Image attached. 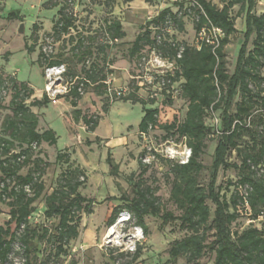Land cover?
Returning a JSON list of instances; mask_svg holds the SVG:
<instances>
[{"label": "trees", "instance_id": "obj_1", "mask_svg": "<svg viewBox=\"0 0 264 264\" xmlns=\"http://www.w3.org/2000/svg\"><path fill=\"white\" fill-rule=\"evenodd\" d=\"M124 2L130 0H123ZM150 2V0H147ZM222 6L218 7L210 0H172L171 4L178 7L173 12L170 6L160 9L154 16L139 26L134 39L128 48L130 57L149 53L151 49L160 52L162 56L173 60L175 69L167 75L166 89L169 90L180 81L183 96L188 100L184 118L181 121L172 120L168 123L158 124V109L150 101L140 98L139 80H135L134 90L125 95H120V100L131 103H140L143 115L138 124L140 134L149 129L159 127L164 130L165 136L177 135L184 139L190 155L183 163L166 161L168 175L170 176L169 199L175 205L179 214L170 210L161 209L158 197L150 186L142 185V177L147 172L148 165L142 162V151L138 160V179L132 172L127 176V182L133 191V197L117 198L121 203L115 205L106 220V225L115 223L121 213H128L129 220L134 219V225L143 233H147L145 224L146 216L157 217L162 224L179 221L180 228L187 233L175 239L168 248L167 258L159 264H174L180 257L184 259L181 264H200L199 260L205 253L212 252V264H264V139L262 134L252 129L251 108L256 103L261 105L258 111L264 113V78L260 70L264 68V11L254 12L255 0H221ZM184 3H190V8L195 9L196 19L193 25L198 34L202 28L210 30L218 28L221 36L215 43L207 41L204 37L198 45L188 46L176 42L168 36L166 29L169 27L177 30L183 29V22L178 15ZM239 5V11H244L245 30L244 40L239 48L234 69L228 73L225 67L223 48L229 42L230 36L237 30L234 17L230 9ZM49 7H57L56 18L51 31L57 39L68 35V41L75 43L70 47L74 56L76 50L83 43V38L76 31V18L72 14L69 3L54 2ZM188 7V6H187ZM187 9V8H185ZM186 12H182L184 15ZM8 19L22 21L18 10L7 13ZM110 40L115 41L125 36L118 18L106 19L104 23ZM37 30L33 24L31 34ZM75 30V34L70 31ZM252 47L248 49L247 43L251 36ZM26 49L34 50V44L25 45ZM102 50V48H100ZM8 55V53H6ZM5 54V55H6ZM179 54V56H178ZM39 60L44 55L39 52ZM63 63L62 60H51L47 65ZM68 75V70L66 71ZM77 84L59 98L66 97L74 108L73 119L82 121L92 131L97 121L91 117L81 115L77 109V102L82 95L77 91L80 82L84 91L97 80L104 81L106 75L101 74L100 65L93 61L87 67L81 69V74L76 75ZM75 77V76H74ZM254 84V88L250 85ZM143 89V87H142ZM10 92L8 110L10 111L0 123V197L9 198V218L0 225V264H45L44 258H38L37 249L33 243L46 238L53 240L50 254L56 258L66 254L69 241L78 236L80 212L90 213L94 201L85 197L78 191L83 184L79 180L80 170L75 167H67L61 172L59 184L49 194L44 196L45 208L43 214L46 218H57L56 232L50 235L43 228L39 235L36 228L28 222V217L33 211L32 203L39 198L43 190V184L38 182L35 173L28 172L25 175L18 174L22 163L29 158L34 148L55 145L56 132L51 129L38 128V113L33 107L45 106L50 100L46 93L40 98L34 97V90L26 81H19L14 75L0 72V110L3 108L4 95ZM165 90L163 93H168ZM168 95V94H167ZM239 95V101L235 102V96ZM117 97V98H119ZM151 105L152 107H147ZM232 104L235 110L232 111ZM220 110V127L218 129L213 158L210 164V172L207 184L201 185L199 175L204 168L200 157L206 147L205 139L210 131L205 123L206 111ZM107 111V106H104ZM248 134L250 143L239 148V141ZM236 150L240 156V163L229 162L227 156L230 151ZM38 157V156H37ZM56 160H65L69 164V152L66 149L57 150ZM37 158L35 170H39ZM110 165L109 174H118V165L110 156H107ZM234 168L238 171V184L244 186L246 192L241 193L235 187L229 199L219 192L217 184L220 169ZM231 183V182H229ZM31 190V193L28 191ZM208 201L213 205L211 211ZM241 215H245L247 223L252 225L243 228L240 232L231 229ZM14 224L11 227V224ZM208 229H212V239L208 240ZM18 243L22 254V262L15 263L10 260L14 245ZM141 247L136 243L133 252L122 251L113 255L110 251L112 264H134L140 255ZM129 255L130 259L119 262V258Z\"/></svg>", "mask_w": 264, "mask_h": 264}, {"label": "rangeland", "instance_id": "obj_2", "mask_svg": "<svg viewBox=\"0 0 264 264\" xmlns=\"http://www.w3.org/2000/svg\"><path fill=\"white\" fill-rule=\"evenodd\" d=\"M171 1L150 0L148 3L146 0H133L130 8L127 9L123 0H0V72L2 71L5 75H14L19 81H26L33 88L36 97L43 94L46 83L43 72L51 60H62L65 64L68 75L63 77V81L81 74V69L93 61L100 65L101 74L106 75L104 81L97 80L90 84L82 95L81 115L97 121L92 131L88 130L82 119H72L71 107L62 100L56 103L60 98L55 102L50 100L45 106L36 109L39 124L55 130L58 139L55 146L47 148L44 144L42 147L34 148L17 172L25 175L33 171L38 176V182L43 184L41 195L32 203L33 211L28 217L29 224L37 229L39 235L42 234L43 228L47 229L48 234H55L58 221L57 218H46L43 214L44 196L58 186L60 174L67 167L77 166L80 170L79 180L83 181L78 191L94 201L90 213L80 212L79 234L69 241L65 255L55 258L51 253L47 259L46 255L50 249H53V240L47 241L46 238L40 241L33 240L38 258H44L45 264H112L109 257L110 251L114 250L113 255L122 252L123 249L119 248L124 247L123 240L128 234H136L135 240L137 239L136 242L141 247L140 255L134 264H159L166 260L170 244L187 233L180 228L177 220L162 224L159 218L146 216L144 219L147 226L146 234L137 232L134 219L131 218L121 223H117L116 219L112 224L115 226L112 228L117 238L106 237L110 227L106 225V220L113 207L121 203L117 198L122 196L130 199L134 195L127 182V176L133 172L134 180L138 179V160L142 151L145 152L142 159L149 157V161L142 160L148 165L147 172L142 177V185L153 189L161 209L179 214L169 199L171 179L168 175L166 161L180 162L184 159L187 149L184 139L178 138L177 135L164 137L166 134L159 127L140 134L138 124L143 115L141 104L122 101L119 96H109L106 90L107 86L110 88L128 87L130 92L134 90L135 77L141 71L139 64L142 60L140 55L129 56L130 43L138 32L139 26L154 16V11L160 10L156 6L168 4L167 6H170L173 12L178 10V7L172 5ZM210 1L218 7L222 6L221 0ZM54 2L69 3V8L76 18V31L79 32L77 34L83 38V43L76 50L77 56H74L70 50L75 40L72 44L68 41V35L57 39L52 34L51 27L57 17V7L49 6ZM11 10H18L22 21L8 19L6 15ZM184 11L186 13L183 15ZM262 11H264V0H255L254 12ZM230 13L234 17L237 31L230 36L229 42L223 48L228 73L234 69L245 30L244 11H239V5H234ZM178 15L183 22V29L171 28L168 36L184 45L195 46L200 40L193 28L196 19L195 9L190 8V3H184ZM113 18L124 21L125 36L117 41L110 40L109 32L104 25L106 19ZM21 24H23V32H19ZM33 24H36L37 30L31 34ZM70 33L75 34V30H71ZM204 35L210 37L213 36V32L205 30L201 36ZM253 37L254 34H251L247 43L248 49L252 47ZM32 44H34V50H27L25 45ZM40 51L44 55L42 60H39L38 56ZM141 53L146 55L145 50ZM260 75L264 78V68L260 70ZM263 85L264 81L261 86ZM250 86L255 87L253 83ZM137 94L147 102L150 101L149 91L142 89ZM10 95L8 91L4 95L3 108L0 110V123L10 113L8 110ZM63 99L67 100L66 97ZM239 99L240 96L237 95L234 101L238 102ZM187 104L188 100L183 96L180 81H178L168 93L154 97L152 106L158 109V124L168 123L174 119L181 121L184 118ZM104 106H107V111L103 110ZM152 106L148 104L147 107ZM259 108H261L259 103L251 108L253 111L252 129L260 132L264 139V113L258 111ZM231 109L235 110L234 104ZM219 114V109H208L205 115V123L210 131L205 139L206 147L200 157L204 168L198 181L203 186L207 184L209 177V167L220 127ZM120 139H122L121 143ZM250 141L248 134H245L239 141V148L242 149ZM63 148L69 152L70 165L63 159L58 161L55 158L57 150ZM109 153L118 165L117 175L109 174L110 165L107 161ZM37 156L41 158L38 163L39 170L34 168ZM227 160L239 164L240 156L236 150H232ZM238 179L237 169H220L217 177L220 194L229 199L235 187H238L241 193L246 192L244 186H239ZM1 182L0 179V186ZM28 192L31 193V190ZM9 200V198L0 197V225L9 218ZM208 204L212 211L213 205L209 201ZM241 216L232 223L233 231L240 232L243 228L252 225V223H247L243 217L245 215ZM13 226L12 223L11 227ZM212 232V229H208V240L212 239ZM9 257V261L22 262L18 243L14 245ZM129 259V255H125L118 260L125 262ZM212 260L213 253L207 252L199 262L200 264H212ZM182 262L184 259L180 257L174 264Z\"/></svg>", "mask_w": 264, "mask_h": 264}, {"label": "built area", "instance_id": "obj_3", "mask_svg": "<svg viewBox=\"0 0 264 264\" xmlns=\"http://www.w3.org/2000/svg\"><path fill=\"white\" fill-rule=\"evenodd\" d=\"M207 30L206 28H202L201 31L197 34L200 37V40H202L204 36H201L202 33ZM167 32H170V28L168 27L166 29ZM213 32V36L207 37L210 39H207L208 42L210 43H215L216 39L218 36H221V32L218 28L212 27L210 30ZM197 41L198 42L200 41ZM115 41H117L115 39ZM179 56V54H178ZM141 62H140V67L141 71L139 74L135 77L136 79L139 80V85H140V90L149 91L150 97L154 98L157 97L158 95H163V91L165 90L168 92L166 89L167 82L169 81L166 79L167 75L171 74L173 70L175 69V63L173 60L168 59L167 57H164L161 55L160 52H157L154 49H151L149 53H146V55H142L141 57ZM67 68L64 63L61 64H55V65H47L44 68V78L46 80L45 87H44V92L46 93L47 97L49 100L56 101L59 96H62L64 94H67L76 84L77 80L79 79L77 76L70 78L67 81H63V77L66 75ZM107 85L109 82H105ZM77 91L79 94L83 95L84 94V89H83V83L80 82L77 86ZM107 93L109 96L114 95V96H120V95H125L129 92L128 87H123V88H110L107 86L106 88ZM184 159L181 160L180 162L183 163L187 160L188 156L190 155V149L187 148L184 154ZM144 162L149 161V157L143 158L142 159ZM129 220V214L128 213H121L117 217V223L125 222ZM114 225H111L109 228L114 227ZM137 228V232L142 233L141 229L139 227ZM109 231V230H108ZM108 231L106 234V237L110 236L108 235ZM136 234H128L125 236L124 241V247L119 248L121 251H129L133 252L135 250L136 246V240H135ZM110 241V240H109Z\"/></svg>", "mask_w": 264, "mask_h": 264}, {"label": "crops", "instance_id": "obj_4", "mask_svg": "<svg viewBox=\"0 0 264 264\" xmlns=\"http://www.w3.org/2000/svg\"><path fill=\"white\" fill-rule=\"evenodd\" d=\"M131 1H133V0H130V1H127V2L124 3V5H125V7H126L127 9L130 8V3H131ZM146 1H147V0H146ZM147 2H148V1H147ZM148 3H150V2H148ZM167 5H168V4H166V5L163 4V5L161 6V4H159V6H156V7H158L159 9H162V8H164V7H168ZM157 12H158V11H157ZM157 12L154 11L153 15H155ZM262 12H263V11H262ZM257 14H258V13H257ZM144 15H145V14H144ZM118 19H119V18H118ZM120 22H121V25H122V28H123V22H124V21H120ZM139 24H140V23H139ZM123 29H124V28H123ZM33 96L36 97L35 94H33ZM40 97H41V96H37V98H40ZM60 100H62L66 105H68L69 107H71V111H73L74 108L71 106V104L69 103L68 100H64L63 98H60V99L57 100L56 103H58V101H60ZM82 100H83V97L77 102V106H76L77 109H80V107H81L80 105H81V101H82ZM36 109H37V108H35V107L32 108V110H33L34 112L37 113ZM72 119H73V117H72ZM73 120H74V119H73ZM38 128H39L40 130H42V129H47V128H50V127H43V126H41V125L39 124V119H38ZM51 129H52V128H51ZM54 131H55V130H54ZM56 135H57V134H56ZM57 139H58V136H57ZM119 141H120V143H121V142H122V139H120ZM56 143H57V142H56ZM43 145H44V144H43ZM43 145H42V146H43ZM45 145L47 146V148L50 147V146H48L47 144H45ZM55 145H56V144H55ZM55 145H52V146H55ZM52 146H51V147H52ZM66 148H67V147H66ZM63 149H65V148H63ZM58 150H60V149H58Z\"/></svg>", "mask_w": 264, "mask_h": 264}, {"label": "bare ground", "instance_id": "obj_5", "mask_svg": "<svg viewBox=\"0 0 264 264\" xmlns=\"http://www.w3.org/2000/svg\"><path fill=\"white\" fill-rule=\"evenodd\" d=\"M113 228H114V227H113ZM113 228L111 227V228L108 229V230H109V231H108V235H109V236H114L113 233H115V231H114ZM114 237L117 238V235H115Z\"/></svg>", "mask_w": 264, "mask_h": 264}, {"label": "water", "instance_id": "obj_6", "mask_svg": "<svg viewBox=\"0 0 264 264\" xmlns=\"http://www.w3.org/2000/svg\"><path fill=\"white\" fill-rule=\"evenodd\" d=\"M19 32H23V24L20 25Z\"/></svg>", "mask_w": 264, "mask_h": 264}]
</instances>
